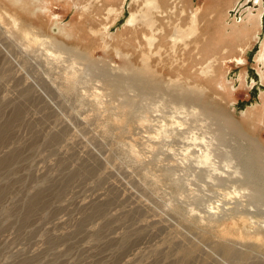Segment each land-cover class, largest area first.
Here are the masks:
<instances>
[{
    "label": "rangeland",
    "instance_id": "rangeland-1",
    "mask_svg": "<svg viewBox=\"0 0 264 264\" xmlns=\"http://www.w3.org/2000/svg\"><path fill=\"white\" fill-rule=\"evenodd\" d=\"M22 3L0 0V264H264V0Z\"/></svg>",
    "mask_w": 264,
    "mask_h": 264
},
{
    "label": "bare ground",
    "instance_id": "bare-ground-1",
    "mask_svg": "<svg viewBox=\"0 0 264 264\" xmlns=\"http://www.w3.org/2000/svg\"><path fill=\"white\" fill-rule=\"evenodd\" d=\"M12 3L14 4H23L22 0H10ZM32 1V5H35L36 7L39 6V10L43 11V14H45L46 16L49 15L51 10V5H52V1L53 0H31ZM230 1V0H229ZM232 1V0H231ZM24 2V1H23ZM123 3V2H122ZM228 3V2H227ZM230 6V5H229ZM42 7V8H40ZM228 7V6H227ZM116 8V7H115ZM118 9V8H116ZM123 10V4L121 5V7H119V12L117 13H122ZM191 13V12H190ZM228 13V12H227ZM117 15V14H116ZM191 15V14H190ZM58 17V15H56ZM54 16L52 14V20L57 19V17ZM99 16V15H98ZM118 16V15H117ZM197 16V15H196ZM196 16L192 15V20L196 21ZM227 16V15H226ZM262 16V8L260 7V10H258L257 13H253L252 11H250L247 16L243 19V22L241 23H236V20L232 21L231 24L229 25H225V30L227 31V36H233L236 35V37L240 38V39H245L247 40L248 38L251 37L252 34L256 33L258 34L260 31V18ZM102 17V16H101ZM228 17V16H227ZM59 18V17H58ZM226 21H228V18H226ZM128 25L134 24L135 23V15L132 13L130 15V17L127 19L126 22ZM66 28L67 27H62L61 31L62 32H66ZM200 29V28H199ZM195 30V28H194ZM146 33V32H145ZM152 34V33H151ZM148 36H146L145 39H147ZM152 42V38L149 37L148 39V43L151 45ZM154 42V41H153ZM146 44V43H145ZM149 45V48H150ZM154 45V44H153ZM148 48V50L151 52V50ZM156 51V50H155ZM144 52V51H141ZM145 56V55H143ZM207 67V66H206ZM205 68V67H204ZM203 71V70H202ZM260 151V150H259ZM258 151V152H259Z\"/></svg>",
    "mask_w": 264,
    "mask_h": 264
}]
</instances>
